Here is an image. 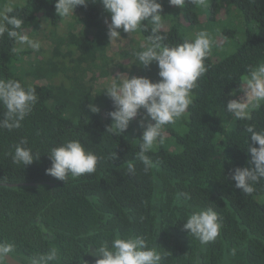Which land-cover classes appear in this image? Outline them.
<instances>
[{
    "label": "trees",
    "instance_id": "1",
    "mask_svg": "<svg viewBox=\"0 0 264 264\" xmlns=\"http://www.w3.org/2000/svg\"><path fill=\"white\" fill-rule=\"evenodd\" d=\"M223 1L224 16L219 14L221 5L209 4L207 20L226 23L238 11L244 28L242 40L228 55L208 54L207 71L192 90L189 108L165 126L164 143L148 153L152 161L148 171L136 159L143 130H135L134 119L124 133L107 132L113 122L108 113L115 109L103 93L109 85L100 82L98 74L106 64L110 44L108 27L102 24L104 9L93 0L74 9L72 16L79 17H73L77 19L74 30L54 38L50 52L34 72L18 68L33 80L30 85L9 64L11 60L22 62L28 49L13 53L14 42L6 34L0 37V79L31 86L38 97L20 128L0 129V183H36L0 185V242L14 243V259L29 264L30 257L56 246L55 264H94L89 248L95 251L101 242L110 243L119 234L143 237L160 253V264H264V179L253 185L251 195H245L230 178L235 168L249 166L246 128L255 125V130H264V103L252 110L251 120H236L225 110L227 102L241 93L239 85L250 67L264 63V0ZM55 3L25 0L11 8L10 15L23 20L24 33L36 26L39 15L57 27L63 19L56 14ZM199 9L186 0L183 21L198 24ZM143 23L147 30L137 31L141 41L130 40L117 55L128 61L123 69L144 77L154 72L158 81L155 63L149 68L136 65L135 53L148 46L151 35L152 25ZM228 32L237 31L222 28L217 32L221 46L228 43ZM158 34L169 47L191 40L172 21ZM40 79L49 81L41 84ZM90 104L99 112L93 113ZM3 115L0 105V119ZM22 138L40 156L26 167L13 164L11 158ZM67 140H80L100 157L95 173L70 176L66 183L46 175L51 166L50 148ZM130 163L134 175L127 171ZM184 193L191 198L185 200ZM209 207L219 214L221 230L214 241L201 244L188 235L183 224L193 209Z\"/></svg>",
    "mask_w": 264,
    "mask_h": 264
},
{
    "label": "clouds",
    "instance_id": "2",
    "mask_svg": "<svg viewBox=\"0 0 264 264\" xmlns=\"http://www.w3.org/2000/svg\"><path fill=\"white\" fill-rule=\"evenodd\" d=\"M88 0H56L55 12L60 18L73 15L77 6H86ZM186 0H168L170 6L182 8ZM194 5L203 6L204 0H188ZM106 12L110 13V22L106 19L109 41H114L121 33L131 34L147 30L148 22L152 25L151 35L147 38L149 44L142 51L135 53L136 65L149 68L156 64L159 80L154 82L144 76L126 75L118 73L104 90L112 101L114 111L108 113L112 119L107 132L113 130L124 133L130 122L141 114L140 127L143 133L140 137L139 151L136 159L148 171L152 161L148 153L158 145L163 144L166 136L163 129L180 119L192 103V90L197 87V81L207 71L205 59L208 56L212 41L209 34L201 31L191 40L174 47L163 45L164 36L159 35L162 28V4L158 0H100ZM13 10L6 9L0 13V37L5 34L14 42L16 47L11 50L19 53L25 46L34 51L41 48V42L30 38L24 33L23 20L10 15ZM243 94L239 99H230L225 110L239 121L251 120L252 110L264 103V63L249 69L248 75L243 77L239 85ZM235 95L236 93H232ZM38 97L35 89L25 86L15 79H0V105L4 115L0 119V129L9 131L22 126V121L32 111ZM93 113L99 108L89 105ZM146 122V123H145ZM249 135L247 153L250 154L248 167H237L231 173V180L235 187L245 195H251L254 184L264 179V130H255V125L246 128ZM28 141L22 138L14 147L11 154L12 163L31 165L39 159L27 146ZM253 145H258L253 146ZM51 166L45 170L46 175L67 182L71 176L78 178L96 171L100 159L92 151L87 150L80 140H67L59 146L50 148L48 152ZM115 158V153L112 159ZM129 174H135L133 164H128ZM185 200L191 197L183 194ZM183 229L191 238L207 244L214 241L221 230L219 214L211 207L193 209L184 221ZM15 251L14 243L0 242V264H7L6 257ZM88 255L94 257V264H160L161 255L155 247H149L146 240L140 236L127 238L117 234L109 243L103 241L96 246L95 251L88 250ZM59 257V250L52 246L45 253H37L29 258V264H55Z\"/></svg>",
    "mask_w": 264,
    "mask_h": 264
},
{
    "label": "rangeland",
    "instance_id": "3",
    "mask_svg": "<svg viewBox=\"0 0 264 264\" xmlns=\"http://www.w3.org/2000/svg\"><path fill=\"white\" fill-rule=\"evenodd\" d=\"M25 0H0V13H3L6 9L8 8H13L17 5H20L24 2ZM93 2L97 3L102 9H104L102 3H100V0H93ZM162 4V9L164 10V14L161 15L162 17V26L166 27L168 26L171 21L172 23H176L179 27V30L188 38L193 39L195 35L201 31H205L209 34L211 41H212V46L210 49V54L212 53H217L218 57H222L225 55L230 54L231 52L234 51L238 43L242 40V24L240 23V20L238 19V16L240 17L242 21V15L238 12L235 11V13H232L226 23H219L215 21H208L207 20V6L209 4H214L217 3L221 7L219 8V14L220 17L224 16V10L225 7H222L224 5L223 0H204L203 6L199 5V11H201L200 14V22L194 26L189 25L187 22H184L182 19V14H183V7L178 8L176 6H170L168 3V0H158ZM104 17L102 24L103 26H106L107 24L105 23V20L107 19L110 22V13L106 12L105 9L103 11ZM167 16V18H166ZM74 18H79L78 14H74V16H70L67 18H63L61 23L57 27H53L46 20H44L41 15H39V18L37 21H35V27L31 30H29L26 34L35 40H38L41 42V48L38 51H34L31 48H28L25 46V49H28V52L22 57V62L21 61H9V64L12 68V70L15 72L16 75H19L22 77V79L28 83L29 85L34 83L33 80L26 79L22 72L18 70H24L27 71V73H32L36 70V66L41 60V58L44 56L45 53H49L52 46H53V40L57 36H65L72 32L74 30ZM168 19V20H167ZM229 24V25H228ZM222 28L226 29H236V33L232 34L230 32L227 33L226 39L228 40V43L224 46H221L220 43H222L221 38L217 34L219 30ZM139 32V30H138ZM138 32H134L131 34L124 33L123 37L121 39H116L114 41H110L107 55L105 57L106 64L101 66L98 69V74H99V81L100 82H105L107 85L111 83V80L116 76L118 73H123L129 76L136 75V76H141L137 72H131L129 70L123 69V67L128 64L127 59L120 58L117 55V52L121 49L123 46L126 48L130 42V40L135 39L141 41L142 37ZM17 67H16V66ZM155 74L154 72H147L146 76L147 78L151 79L152 81L156 82L154 77ZM49 79H40L38 80V83L41 84H47ZM243 95L240 93L235 99H239V97ZM143 117V110H141V114L138 115L134 120H135V130L137 131H142L144 130L143 128L140 127V121ZM146 123V122H145Z\"/></svg>",
    "mask_w": 264,
    "mask_h": 264
},
{
    "label": "water",
    "instance_id": "4",
    "mask_svg": "<svg viewBox=\"0 0 264 264\" xmlns=\"http://www.w3.org/2000/svg\"><path fill=\"white\" fill-rule=\"evenodd\" d=\"M0 185L8 186H20V185H36L34 182H21V183H0ZM7 264H22L18 260L14 259L12 256L6 257Z\"/></svg>",
    "mask_w": 264,
    "mask_h": 264
}]
</instances>
